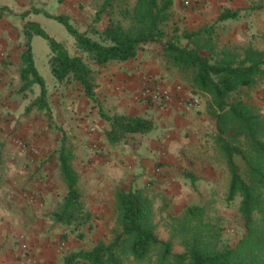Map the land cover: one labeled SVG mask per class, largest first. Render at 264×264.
I'll list each match as a JSON object with an SVG mask.
<instances>
[{
    "label": "trees",
    "instance_id": "16d2710c",
    "mask_svg": "<svg viewBox=\"0 0 264 264\" xmlns=\"http://www.w3.org/2000/svg\"><path fill=\"white\" fill-rule=\"evenodd\" d=\"M172 5L173 0H101L94 21L105 13L108 23L102 30L92 27L95 37L79 30L67 14L45 13L63 23L76 48L97 65L125 61L148 43H159L157 55L162 68L178 74L184 87L206 97V111L215 122V150L229 174L225 200L239 198L242 236L230 245L209 205L192 203L170 216V238H158L152 198L141 189L120 188L115 194L117 216L111 240L100 239L89 249L72 250L63 256V264H264V112L247 92L264 83V49L247 42H220L219 23L238 19L239 8L222 6L213 22L192 30L174 22ZM18 15L25 18L28 11ZM23 34L20 89L40 86L39 94L27 107L49 111L46 87L30 46L34 34L48 42V64L54 79L60 83L75 81L87 98H95L93 69L81 54L71 55L63 42L36 21H25ZM99 108L100 117L107 122L103 134L111 145L128 135H147L154 128L150 117L108 113ZM74 157L73 148L62 137L56 160L66 190L48 217L53 224L82 235V224L90 226L93 215L79 186ZM174 237L184 247L182 252L172 251Z\"/></svg>",
    "mask_w": 264,
    "mask_h": 264
},
{
    "label": "rangeland",
    "instance_id": "374dc122",
    "mask_svg": "<svg viewBox=\"0 0 264 264\" xmlns=\"http://www.w3.org/2000/svg\"><path fill=\"white\" fill-rule=\"evenodd\" d=\"M100 1L88 2L87 4L86 2L82 3V1L81 3L77 1L74 4L70 3V7L74 6L75 9L69 8L66 13L70 21L79 30L87 32L92 37H95L92 27L102 30L108 23V16L105 13H102L98 22L93 19ZM130 1L133 2L134 0ZM197 1L199 0H189V3L184 6L193 7ZM243 2L244 5L239 6L237 4L235 7L224 4L220 6V8L222 6L239 8L241 15L238 19L219 23V40L220 42L226 40L237 43L247 42L264 48V0H243ZM57 6L58 3L54 4L46 12L50 14L60 13ZM254 6L258 7L254 8ZM24 11L15 13L20 14ZM44 13L33 14V17L40 19V26L52 37L63 42L71 55L81 54L86 63L93 69L96 84L95 98H87L81 85L75 81L60 83L54 79L48 64L50 53L48 42L43 36L34 34L30 39V46L35 68L43 78L46 87L49 111L38 109L35 106L27 107L39 94L40 86L34 84L32 89H20L21 52L25 48V37L23 26L17 24L15 29L17 32L14 36L7 37L6 42L0 44V198L3 197L6 198L7 202H12L11 199L16 197V189H26L25 202L45 206L49 204L50 207L47 212L49 214L66 190L65 183L58 173L56 160V149L62 137L65 138L66 143L73 148L75 154L72 160L73 166L77 171L79 186L93 216L90 226L82 224L80 228L82 235H78V231L69 232L65 226L53 224L48 217L51 224L59 230V241L56 244V249L64 256L72 250L89 249L100 239L105 242L111 240L112 229L116 226L117 216L115 194L118 189L123 187V183H120L123 180L121 176L124 175L123 170L125 172L130 171L131 168L125 164L126 162H123L121 171L109 175L114 176L116 180L121 178L116 183V187L114 186L112 189L113 203L110 204L108 199L105 200V203L98 200L99 197L96 194L102 185L97 176L101 177L104 173L96 171L101 166L100 164H107L105 158L114 146L126 142L128 139L138 140L143 135H128L112 145L107 142L103 134L107 122L100 117L99 107L101 106L108 113L124 112L116 103L111 104L102 97L101 78L105 76L106 65L109 63L105 65L95 64L85 53H81L76 48L74 39L65 25ZM158 48V42H151L139 52L143 55H152L154 60L160 64L157 55ZM166 72L172 75L168 71ZM247 92L252 101L256 104L257 100L260 101L264 108V83L248 88ZM216 154L219 160L218 165L222 169L219 167L216 172V181L212 186L206 187L197 181L195 183L198 187L193 189L186 187L185 192L182 188L164 191L163 189L168 188L169 184L177 182L175 178L171 177V179L166 180L168 184H165L162 189L141 188L154 201L155 233L158 238L164 240L170 238L168 230L170 216L175 215L192 203L209 205V208L214 211L212 215L218 217L223 228V238L230 245H235L241 238L243 231L237 209L239 198L230 202L225 200L229 174L221 156L217 152ZM236 158L239 162V157ZM190 181L194 183L191 178ZM165 192H169L168 195ZM64 233L68 234L65 238L62 237ZM172 243L173 252L184 250L176 237L173 238ZM79 264L85 263L80 262Z\"/></svg>",
    "mask_w": 264,
    "mask_h": 264
},
{
    "label": "crops",
    "instance_id": "0c3cea01",
    "mask_svg": "<svg viewBox=\"0 0 264 264\" xmlns=\"http://www.w3.org/2000/svg\"><path fill=\"white\" fill-rule=\"evenodd\" d=\"M76 1L87 4L98 0H0V7L4 8L0 11V44L14 36L17 24L23 26L27 20L40 23L33 14H42L56 3L60 10L56 14H66L69 8L75 9L70 3ZM223 4L235 7L245 3L243 0H199L190 7L184 6L182 0H173V19L179 27L195 30L213 22ZM23 10L28 11L24 20L15 13ZM144 77L168 88L182 83L179 75H169L152 55L140 52L133 58L106 65L105 76L101 78L105 101L116 103L132 115L150 117L154 122L153 130L147 135L114 146L105 158L107 164L98 167L96 172L104 174L97 176L102 186L96 195L104 203L107 199L109 204L113 203L112 189L121 178L116 180L109 175L121 171L123 162L131 168L123 170L121 175L124 189H162L168 184L166 180L173 177L177 182L163 190L182 188L185 192L186 187H198L197 181L206 187L214 185L216 172L219 167L222 169L214 145L215 122L206 111V97L184 87L180 100L175 98L165 104L137 100L135 95ZM194 97L199 99L197 104L190 101ZM257 104L262 105L258 100ZM16 192L12 202L0 198L3 200L0 203V264H63V254L56 249L59 230L48 219L49 204H28L26 189L19 188Z\"/></svg>",
    "mask_w": 264,
    "mask_h": 264
},
{
    "label": "built area",
    "instance_id": "2783aa9c",
    "mask_svg": "<svg viewBox=\"0 0 264 264\" xmlns=\"http://www.w3.org/2000/svg\"><path fill=\"white\" fill-rule=\"evenodd\" d=\"M187 5L189 0H182ZM184 86L182 83H176L173 88L163 87L154 79L142 78L139 90L136 92L135 99L147 102L165 104L173 101L175 98L181 99ZM193 104H197L199 99L194 97L190 100ZM23 247L26 248L25 244ZM28 261L31 259L28 257Z\"/></svg>",
    "mask_w": 264,
    "mask_h": 264
}]
</instances>
